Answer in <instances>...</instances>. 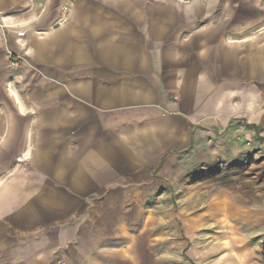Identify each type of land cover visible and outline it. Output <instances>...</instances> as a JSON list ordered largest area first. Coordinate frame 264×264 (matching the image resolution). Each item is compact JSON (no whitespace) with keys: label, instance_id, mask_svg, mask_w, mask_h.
Masks as SVG:
<instances>
[{"label":"crops","instance_id":"1","mask_svg":"<svg viewBox=\"0 0 264 264\" xmlns=\"http://www.w3.org/2000/svg\"><path fill=\"white\" fill-rule=\"evenodd\" d=\"M263 128L264 0H0V264H264L192 198Z\"/></svg>","mask_w":264,"mask_h":264},{"label":"rangeland","instance_id":"2","mask_svg":"<svg viewBox=\"0 0 264 264\" xmlns=\"http://www.w3.org/2000/svg\"><path fill=\"white\" fill-rule=\"evenodd\" d=\"M231 152V156H214L197 167L192 177L198 182L193 201H198L200 211L211 197H225L232 208L248 206L256 215L264 213V128L257 129L256 135L244 134L243 143Z\"/></svg>","mask_w":264,"mask_h":264},{"label":"built area","instance_id":"3","mask_svg":"<svg viewBox=\"0 0 264 264\" xmlns=\"http://www.w3.org/2000/svg\"><path fill=\"white\" fill-rule=\"evenodd\" d=\"M20 63L19 59L17 58L15 61H12V66H17Z\"/></svg>","mask_w":264,"mask_h":264}]
</instances>
